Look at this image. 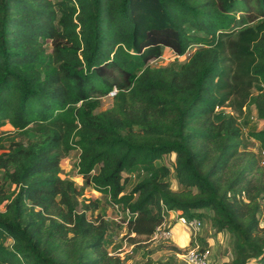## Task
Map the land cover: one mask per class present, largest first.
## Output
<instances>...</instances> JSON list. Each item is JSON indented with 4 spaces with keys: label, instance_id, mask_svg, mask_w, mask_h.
Masks as SVG:
<instances>
[{
    "label": "trees",
    "instance_id": "trees-1",
    "mask_svg": "<svg viewBox=\"0 0 264 264\" xmlns=\"http://www.w3.org/2000/svg\"><path fill=\"white\" fill-rule=\"evenodd\" d=\"M167 49L195 51L153 66ZM250 107L264 122V0H0V129L28 141L0 137V173L16 187L0 184V264H123L107 250L112 229L149 240L165 208L212 211L236 238L225 264H264V183L249 180L260 159L241 157ZM248 138L264 161V128ZM76 151L118 223L61 177Z\"/></svg>",
    "mask_w": 264,
    "mask_h": 264
},
{
    "label": "rangeland",
    "instance_id": "rangeland-1",
    "mask_svg": "<svg viewBox=\"0 0 264 264\" xmlns=\"http://www.w3.org/2000/svg\"><path fill=\"white\" fill-rule=\"evenodd\" d=\"M184 62V61H181ZM170 64H174L175 66H179V63L176 62L174 56L171 53H166L164 57L159 59L156 62H153V66H167ZM112 107V99L105 97L100 101L99 111H106ZM227 111H230L233 114L231 108H226ZM237 116V114H235ZM240 119V124L242 126L243 132V148L241 150L242 158L245 160L247 157L244 152L255 153L259 156V168L258 171L249 178V180L254 181V183L258 184L260 182L264 183V166L261 165L262 158L260 157V149L258 143L253 142L248 138V133L253 131H259L264 128V122L257 118V113L254 107H250L247 112V116L242 117L238 116ZM5 135H11L16 138V141L21 142L24 141L27 143V139L25 137L19 136L14 132V130L10 126H6L3 129H0V137ZM31 138H34V134H30ZM79 151L72 152L66 157L61 164V177L63 179L72 181L75 183L77 188L83 194L80 197L82 203L90 202L92 200H98L100 202V209L98 210V214L102 215V217L109 222L118 223L120 219V213L109 205L108 198L98 192L91 184L87 182L86 179L82 178L77 172V163L79 160ZM175 161V156L171 155L166 157L163 163L167 165H173ZM241 161L234 162L229 172H234L236 169L241 167ZM126 177L127 175L124 174ZM140 175L136 178L132 179L127 186V190L130 191L133 186L140 180ZM0 184L5 186L7 192L10 194L16 192V187L10 185L5 182L3 179L2 173H0ZM170 185L173 190L178 191L180 188L175 181L174 178L170 180ZM207 218L203 219V231L201 240L203 241V245L209 247L212 251V261L214 264H225L226 262L231 261L235 255V245L236 238L229 232L218 233L212 225L210 217L213 216V212L210 210L202 211ZM98 214H95L96 216ZM260 219L262 225H264V204L262 203V210L260 214ZM184 232V229H179ZM178 232V229L175 232V236L170 241H163L160 243H154L145 238H136L134 235L130 237L136 239V243L133 245L131 239H126L127 230L125 227H117L114 230L112 229V233L109 240V245L107 246V250L111 256L119 257L123 264H164L169 263L170 261H176L181 264V260L178 257L179 254H183L189 248L188 240L186 237V233L184 237H182V233ZM129 237V236H128ZM129 237V238H130ZM11 243V242H10ZM9 243V244H10ZM120 247V248H119ZM135 247H139L138 251H135ZM119 249V250H118ZM116 250V251H115Z\"/></svg>",
    "mask_w": 264,
    "mask_h": 264
},
{
    "label": "built area",
    "instance_id": "built-area-1",
    "mask_svg": "<svg viewBox=\"0 0 264 264\" xmlns=\"http://www.w3.org/2000/svg\"><path fill=\"white\" fill-rule=\"evenodd\" d=\"M194 49H190L184 56H177L170 49H167L164 55L166 53H171L175 60L186 61L195 51ZM116 94L117 90H114L107 97L113 99ZM216 111L232 113L227 111L226 108H217ZM261 155L264 157V152H261ZM261 165L264 166V161L261 162ZM262 203L264 204V199ZM112 207L119 212L118 206L113 205ZM164 213V221L155 229L149 240L154 243L170 241L174 238L177 229H184V233L187 235L186 238L188 239L189 248L185 253L178 255L181 264H214L212 261L213 255L211 249L203 245V241L201 240L204 226L203 221L198 217H187L179 211H168L166 208L164 209ZM127 214H129V212H127Z\"/></svg>",
    "mask_w": 264,
    "mask_h": 264
},
{
    "label": "crops",
    "instance_id": "crops-1",
    "mask_svg": "<svg viewBox=\"0 0 264 264\" xmlns=\"http://www.w3.org/2000/svg\"><path fill=\"white\" fill-rule=\"evenodd\" d=\"M178 232H181L182 233L181 236L184 237V234H183L184 232H182L181 230H178ZM181 233H179V234H181ZM186 242H187V240H186Z\"/></svg>",
    "mask_w": 264,
    "mask_h": 264
}]
</instances>
